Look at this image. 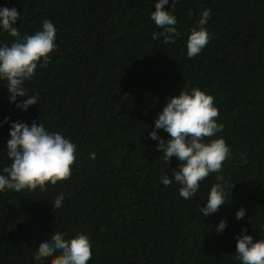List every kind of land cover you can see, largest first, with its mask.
<instances>
[{
    "label": "trees",
    "instance_id": "trees-1",
    "mask_svg": "<svg viewBox=\"0 0 264 264\" xmlns=\"http://www.w3.org/2000/svg\"><path fill=\"white\" fill-rule=\"evenodd\" d=\"M157 2L0 0V8L19 10L22 37L42 30L45 19L57 29L47 66L41 60L24 84L28 95L38 94L37 105L18 108L27 97L10 102L0 80V175L11 165L13 122L42 123L77 145L68 179L43 192H0V264H51L53 257H33L56 231L90 238L88 264H242L237 238L264 239V0H177L174 44L152 38L163 31L151 19ZM204 9L211 39L189 58L188 38ZM14 40L0 29V47ZM193 88L214 97L223 125L205 142L223 138L231 155L185 200L180 184L161 183V169L171 178L180 161L165 164L159 141L149 137L168 99ZM217 183L226 185L227 201L204 216L199 209ZM242 207L246 215L237 220ZM222 220L226 228L217 232Z\"/></svg>",
    "mask_w": 264,
    "mask_h": 264
},
{
    "label": "clouds",
    "instance_id": "clouds-1",
    "mask_svg": "<svg viewBox=\"0 0 264 264\" xmlns=\"http://www.w3.org/2000/svg\"><path fill=\"white\" fill-rule=\"evenodd\" d=\"M177 0H172L171 11L165 9L169 0H158L151 19L163 31L153 34V40L164 37V43H175L178 37L175 25L177 18L173 14ZM211 17V11L204 9L198 20L199 30L193 28L187 43L189 58L197 56L209 43L211 37L205 25ZM20 18L17 8H0V29L8 32L15 40L11 45L0 47V80L7 81L12 103L18 97H27L16 106L27 111L30 106L38 104V94L28 95L24 84L36 72L41 60V67L47 66L57 45L55 43L57 29L48 19L42 22V30L33 35L21 36L15 26ZM219 111L214 106V97L199 88L191 92L181 90L177 96L170 97L162 112L158 114L150 139L158 140V151L162 152L165 164H170L176 157L179 170L171 169V178L161 169V183L170 186L173 181L180 184L179 194L190 200L199 190L200 183L211 173H220L224 162L230 157V146L223 138L205 142V138L214 137L223 130L217 123ZM6 118L4 123H8ZM163 129L171 137L167 141L158 136L157 130ZM10 139L7 142V155L11 165L5 167L0 175V192L6 189L20 192L22 189L46 191L47 183L55 185L58 181L68 179L72 174V165L77 156V145L70 138L59 133L49 132L42 123L33 122L31 126L20 121L13 122L10 128ZM223 180L222 176L217 177ZM234 186V185H233ZM232 186V187H233ZM226 185L217 183L212 186L206 207L201 208L204 216L216 213L227 199ZM64 193L54 200L56 211L62 207ZM246 209L236 212V219H243ZM227 221L222 220L217 232H223ZM247 232V229H244ZM66 233L56 231L50 238L39 244L33 259L53 257L51 264H88L92 258L90 238L79 234L70 240L65 239ZM54 253H59L54 256ZM236 259L242 264H264V239L254 240L252 235L242 234L237 238Z\"/></svg>",
    "mask_w": 264,
    "mask_h": 264
}]
</instances>
